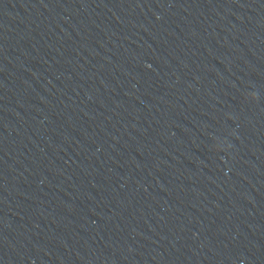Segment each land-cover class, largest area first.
I'll list each match as a JSON object with an SVG mask.
<instances>
[{
    "label": "water",
    "instance_id": "95a60500",
    "mask_svg": "<svg viewBox=\"0 0 264 264\" xmlns=\"http://www.w3.org/2000/svg\"><path fill=\"white\" fill-rule=\"evenodd\" d=\"M0 264H264V0H0Z\"/></svg>",
    "mask_w": 264,
    "mask_h": 264
}]
</instances>
